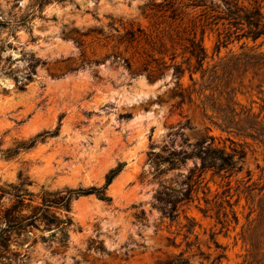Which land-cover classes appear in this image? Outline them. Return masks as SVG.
Wrapping results in <instances>:
<instances>
[{"label": "rangeland", "instance_id": "obj_1", "mask_svg": "<svg viewBox=\"0 0 264 264\" xmlns=\"http://www.w3.org/2000/svg\"><path fill=\"white\" fill-rule=\"evenodd\" d=\"M259 10L264 16V0H259ZM222 14H227L222 0H0V103L33 87L27 107L0 104L1 147L53 132L14 158L0 153V166L9 170L7 176L0 173V183L16 182L21 171L33 181L29 188L34 193L101 186L110 170L122 165L107 187L109 201L95 194L79 196L93 204L84 221L77 218L76 198L72 200L74 224L66 244L43 242L40 236L52 230L30 228L28 241L12 243L20 253L10 255L12 264H164L179 257L189 264H264V191L255 190L250 197L241 187L248 171V183L264 184V147L220 127L227 115L238 119L242 110L260 112L264 87L259 92L250 74L227 78L221 66L213 73L221 57L240 53L243 44L264 51V36L252 40L238 31L224 37L228 21L215 19ZM209 16L213 23L207 25ZM127 29L136 32V40L122 39ZM193 40L208 53L204 72L196 70L190 53ZM218 40L226 42L219 53ZM31 53L45 63L27 80ZM97 58L98 63L82 65ZM144 64L163 67L150 76ZM175 64L184 72H176ZM207 67L209 76L216 75L211 83ZM36 120L43 126L27 132ZM207 136H215V143L227 150L228 136L247 141L242 169L228 178L224 171L225 177L212 171L198 177L200 160L190 158L184 166L162 172L167 166L160 159L167 150H190L188 143L205 139L207 144ZM106 157L113 161L101 180H84ZM190 178L197 190L193 200L168 216L159 196L165 186ZM228 180L234 205L224 203L231 219L224 222L225 209L220 215L216 209L207 212L206 198L221 195ZM125 192L133 198L125 202L121 222L120 212L105 209Z\"/></svg>", "mask_w": 264, "mask_h": 264}, {"label": "trees", "instance_id": "obj_2", "mask_svg": "<svg viewBox=\"0 0 264 264\" xmlns=\"http://www.w3.org/2000/svg\"><path fill=\"white\" fill-rule=\"evenodd\" d=\"M227 14L216 16L215 19H223L228 21V26L225 28L224 37L231 36L238 31H243L241 37L251 38L256 40L257 38L264 36V16L259 10V0H242L243 3L248 1L249 5L240 4V0H222ZM213 10V6H210ZM217 7H220L218 5ZM243 12V14H242ZM213 16H209L207 23H213ZM212 22H210V20ZM214 19V20H215ZM246 22L247 29L244 30L243 22ZM234 28V29H232ZM223 32V33H224ZM222 33L219 32V36ZM125 38L128 41L136 40V32L133 29H127ZM222 46H226L225 41L218 40L216 44V51L219 53ZM190 53L196 58L197 66L196 70L201 69L204 72L205 59L208 56L206 50L201 46L200 41L193 40V46L190 49ZM109 54L106 55V57ZM101 58L94 60H88L86 63H98ZM40 63H45L41 58L37 57L34 53H31L29 72L26 76L27 80L33 78V74L36 71L37 66ZM217 66H221L223 70V76L227 78L233 76L235 73L250 74V79L256 84V88L259 92H263L264 87V51L259 50L258 46H250L243 44L242 51L240 53H232L229 56L221 57L218 64L214 65V74L217 73ZM74 66L73 68H76ZM163 66H157L151 68L149 64H144V70L149 71L150 76H154L161 71ZM174 69L176 72L183 73L184 68L181 64H175ZM156 71V72H155ZM216 75H208L207 67V83H211ZM19 81V80H17ZM24 87V84L19 86ZM236 88H232L235 92ZM264 105L260 112H252L251 109L242 110L239 118L234 116H228L220 127L227 133H235L237 136L244 138H251L254 141L261 142L264 147ZM53 133L51 130H46L38 133L34 138L29 140H19L14 143L13 146L8 148H2L0 141V153L6 158L16 157L20 151H26L31 149L37 144V141L44 140L48 135ZM209 140V142H208ZM215 136H207L206 140H198L194 144H187V148L170 149L167 150V155L160 159V164L164 163L167 167L162 172L179 168L184 166L188 159L200 160V171L198 177L205 172L212 171L213 175L223 176L222 173L227 172L229 176L242 169L241 161L247 155V141H237L231 136H228L225 140L230 141V150H227L226 145H218L215 143ZM197 166V165H196ZM122 165H118L112 168L106 176V180L103 185H90L79 187H67L61 190H49L44 189L40 193H34L30 190V186L33 181L28 175L23 172H19L16 182L0 183V264H12V258L10 255L18 256L20 253L12 249V243L17 245H23L29 240V229H48L52 230L49 235H41L40 238L43 242L52 244L57 242L60 245L67 243L69 239V229L73 226L74 220L71 214V203L74 198L81 195L95 194L98 198L109 201L110 195L107 193V187L121 171ZM247 181L242 182L243 192H247L250 197L255 190L258 193L264 191V184L259 185L248 183L252 177L251 172L248 171ZM225 177V176H223ZM192 178L188 181L183 180L181 183L165 186L163 194L159 196V200L162 203L165 213L174 217L179 213V207L185 203L193 200L194 190L191 184ZM243 181V180H242ZM196 184V183H194ZM231 180H228L226 185L228 186L222 193L216 194L214 198H206L207 212L216 209L219 214L224 208L223 219L224 222H230L228 218V212L224 203L229 206L234 205L231 202L230 186ZM235 223H238V216L234 209L231 210ZM144 213V210H141ZM264 213V208L261 207L260 215ZM220 215V214H219ZM218 215V216H219ZM37 238H34L32 243H35ZM101 250H104V246H100ZM5 259V260H4ZM188 258L179 257L174 260L168 261L164 264H189ZM23 264H29L23 262Z\"/></svg>", "mask_w": 264, "mask_h": 264}, {"label": "water", "instance_id": "obj_3", "mask_svg": "<svg viewBox=\"0 0 264 264\" xmlns=\"http://www.w3.org/2000/svg\"><path fill=\"white\" fill-rule=\"evenodd\" d=\"M33 97V87H29V89L26 92L23 93H16L13 97L7 99L6 101L0 103L1 105H11L13 103H22L23 106H28V102L32 99ZM43 126V122L38 120L37 124L35 122H31L29 123L28 127H27V132H33L36 131L37 129H39L40 127ZM113 161V159L111 157H106L105 159L102 160L101 164L99 166H96L94 168H92L91 170H89L84 176L83 179L91 182V183H97L101 180L102 178V173H103V169H104V165H108ZM0 173L2 175L7 176L9 173V170L7 168H4L3 166H0ZM80 177V175H74L71 178H78ZM137 195V194H135ZM118 199L115 200V202L110 205V207L108 209H105L106 212H112V211H116V212H120V217L119 220L121 222H124L126 219V215H125V202L130 201L127 200L123 195H117ZM83 198V197H81ZM81 198H76L75 201V211L77 213V218L81 221H84L85 218V213L87 211V207L89 206H85L83 203H77L78 200H80ZM116 203L118 204V206L116 205ZM93 206V205H91ZM95 207V206H94Z\"/></svg>", "mask_w": 264, "mask_h": 264}, {"label": "bare ground", "instance_id": "obj_4", "mask_svg": "<svg viewBox=\"0 0 264 264\" xmlns=\"http://www.w3.org/2000/svg\"><path fill=\"white\" fill-rule=\"evenodd\" d=\"M36 121H37V120H36ZM34 122H35V121H34ZM35 123H36V122H35ZM36 124H37V123H36ZM108 165H109V164H108ZM108 165H104V166H105L104 169H105ZM104 169H103V170H104ZM113 187H117L116 184H114ZM120 189H121V188H120ZM120 189H117V188H116V191L118 192ZM121 191H122V189H121ZM119 192H120V191H119ZM131 194H132V193H131ZM131 194L128 195V193L125 192V193H123L122 195H123L127 200H130V199L133 198ZM134 195H135V193H134ZM135 196H136V195H135ZM81 199H82V198H81ZM78 202H79V203H80V202L83 203L85 206L93 205L92 202H89L90 204H86V202H83V201H81V200H78L77 203H78ZM96 204L100 205L99 203H97V201H96ZM94 206H95V205H94Z\"/></svg>", "mask_w": 264, "mask_h": 264}]
</instances>
